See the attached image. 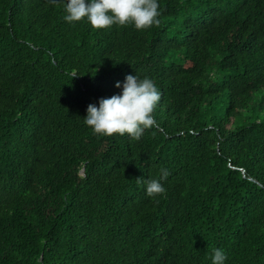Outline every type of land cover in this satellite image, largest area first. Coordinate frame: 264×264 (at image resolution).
<instances>
[{"label": "trees", "instance_id": "trees-1", "mask_svg": "<svg viewBox=\"0 0 264 264\" xmlns=\"http://www.w3.org/2000/svg\"><path fill=\"white\" fill-rule=\"evenodd\" d=\"M65 3L0 0V264H264V0H159L144 30ZM136 74L157 126L94 134L88 105Z\"/></svg>", "mask_w": 264, "mask_h": 264}, {"label": "clouds", "instance_id": "clouds-1", "mask_svg": "<svg viewBox=\"0 0 264 264\" xmlns=\"http://www.w3.org/2000/svg\"><path fill=\"white\" fill-rule=\"evenodd\" d=\"M64 11L65 21L87 22L93 29L132 25L144 30L158 26L161 15L159 0H66ZM115 87L120 89L118 94L88 105L83 122L94 134L127 135L139 141L145 130L157 126L153 113L162 94L152 78H140L137 74L127 75ZM169 174L166 168H161L158 179L146 181V195L150 198L163 195L166 188L162 182ZM227 259L223 249L212 250L211 264H226Z\"/></svg>", "mask_w": 264, "mask_h": 264}, {"label": "water", "instance_id": "water-1", "mask_svg": "<svg viewBox=\"0 0 264 264\" xmlns=\"http://www.w3.org/2000/svg\"><path fill=\"white\" fill-rule=\"evenodd\" d=\"M81 174H82V172H81Z\"/></svg>", "mask_w": 264, "mask_h": 264}]
</instances>
